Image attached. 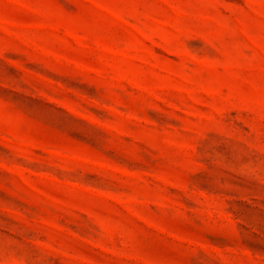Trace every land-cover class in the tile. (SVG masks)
I'll use <instances>...</instances> for the list:
<instances>
[{
	"label": "rangeland",
	"instance_id": "rangeland-1",
	"mask_svg": "<svg viewBox=\"0 0 264 264\" xmlns=\"http://www.w3.org/2000/svg\"><path fill=\"white\" fill-rule=\"evenodd\" d=\"M0 264H264V0H0Z\"/></svg>",
	"mask_w": 264,
	"mask_h": 264
}]
</instances>
